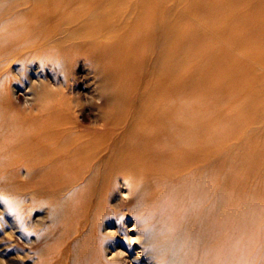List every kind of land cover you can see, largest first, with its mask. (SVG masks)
<instances>
[{
  "label": "bare ground",
  "instance_id": "6f19581e",
  "mask_svg": "<svg viewBox=\"0 0 264 264\" xmlns=\"http://www.w3.org/2000/svg\"><path fill=\"white\" fill-rule=\"evenodd\" d=\"M202 2L0 0V213L34 264H154L160 228L202 264L264 220V0Z\"/></svg>",
  "mask_w": 264,
  "mask_h": 264
},
{
  "label": "rangeland",
  "instance_id": "374dc122",
  "mask_svg": "<svg viewBox=\"0 0 264 264\" xmlns=\"http://www.w3.org/2000/svg\"><path fill=\"white\" fill-rule=\"evenodd\" d=\"M178 3L180 2L182 5H184L185 8H189L191 5L192 7H195L196 5V13L200 12L203 8V2L202 0L199 1L198 4L194 2V0H176ZM194 2V3H193ZM195 4V5H194ZM169 13H165V17H167ZM185 22H181V25H184ZM206 26V25H205ZM238 47H234V53L239 55L236 51ZM98 69V66L92 65L90 60L85 57H79L73 67L70 68L69 75L72 78L69 82V91L73 94H78L81 98V101L83 103V106L85 107L84 110L86 112L90 111L89 105H93L95 107V103H99L101 99H98L96 96L99 91H95L97 84L95 81H97V77L94 73L95 70ZM263 71V70H262ZM180 74H185L187 78H194L193 72L190 70H183L180 71ZM95 77V78H94ZM83 79V80H82ZM71 88V89H70ZM20 102L23 101V97L19 95ZM93 102V103H91ZM92 107V108H94ZM93 120L92 118H89L85 121L86 124H90ZM263 125L260 123L255 126L254 130L257 132V134H262ZM239 135L235 134L232 136L230 140V144L232 146L238 145L239 150L241 149V144L245 141L248 142V139H243L244 142H241V139H239ZM125 186L122 184H119L116 192L115 197L113 198V201L120 199V197L129 198V195H125ZM35 216V215H34ZM125 230H127L128 235L131 237L135 235L136 228L133 226L131 221H128L125 225ZM18 234L15 233L14 230H12L9 225L6 223L4 218L2 217L0 213V264H34V262L29 257L28 251H34L36 250L39 245L36 243L34 245H28L26 244ZM133 246L135 247L134 252L137 254V251H139V248L137 247V243L133 242ZM16 258V259H15ZM9 261V262H8Z\"/></svg>",
  "mask_w": 264,
  "mask_h": 264
},
{
  "label": "clouds",
  "instance_id": "9594fccd",
  "mask_svg": "<svg viewBox=\"0 0 264 264\" xmlns=\"http://www.w3.org/2000/svg\"><path fill=\"white\" fill-rule=\"evenodd\" d=\"M154 229L155 225L145 222L144 231L152 233ZM155 231V246L152 249L156 253L154 264H167V260L163 257L169 250L171 236L163 228ZM262 232H264V220L255 225V232L252 235L237 237L228 249L205 253L202 264H261L256 254L261 248L258 236Z\"/></svg>",
  "mask_w": 264,
  "mask_h": 264
}]
</instances>
